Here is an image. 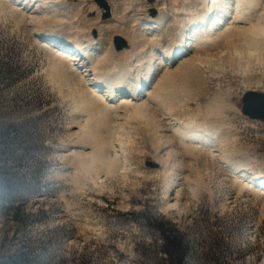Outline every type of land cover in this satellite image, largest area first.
I'll list each match as a JSON object with an SVG mask.
<instances>
[{
	"label": "rangeland",
	"instance_id": "374dc122",
	"mask_svg": "<svg viewBox=\"0 0 264 264\" xmlns=\"http://www.w3.org/2000/svg\"><path fill=\"white\" fill-rule=\"evenodd\" d=\"M62 1L73 13L79 3L86 10L76 16L79 21L101 10L112 17L117 6L131 22L133 15L138 19L159 6V0ZM3 2L0 264H163L167 256L156 221L168 222L184 235L189 264H264V196L250 188L241 191L221 175L212 157L204 156L203 172H193L188 183L175 181L171 192L181 190V207H171L167 187L173 182L157 162L161 136L151 131L148 118L123 112L116 121L121 124L101 135L111 140L107 149L122 166L120 173L127 164V176L107 174L105 167L84 171L72 152L80 149L73 145L88 114L73 91V76L70 81L59 77L66 73L57 71L52 46L37 36L40 24ZM168 2L172 12L173 2ZM119 38H114L115 46ZM255 41L222 40L213 59L201 66L181 67L179 57L174 62L179 75L167 92L185 114L223 124L231 146L264 163V121L242 111L247 89L264 93V49H257L264 47V39Z\"/></svg>",
	"mask_w": 264,
	"mask_h": 264
},
{
	"label": "bare ground",
	"instance_id": "6f19581e",
	"mask_svg": "<svg viewBox=\"0 0 264 264\" xmlns=\"http://www.w3.org/2000/svg\"><path fill=\"white\" fill-rule=\"evenodd\" d=\"M3 1V4L13 3L20 14L40 24L36 28L37 36L45 38V45L52 46L57 71L66 73L59 77L70 81L73 76V91L81 97L82 108L88 114L86 124H79L81 134L78 143L73 145L80 149L72 152L84 171L105 167L107 174L120 173L122 166L107 149L111 140L103 139L101 135L111 132L114 124H121L116 121L124 117L121 116L123 112H131L148 118L151 131L160 133L162 141L157 146L160 161L157 162L164 165L165 179L170 184L173 182L167 187L171 207H181L180 199L177 200L182 197L181 190L176 195L171 192L175 181L180 179L188 183L193 172H203L200 161L204 156L213 158L218 171L229 183L241 191L250 188L257 195L264 196V163L252 160L231 146L223 124L185 114L182 111L184 106L180 109L167 92L179 75L180 67L174 64L179 57L181 67L203 65L213 59L222 40L236 42L245 37L258 43V39H264V0H172V12L168 0H159L156 10H146L145 15L138 18L142 19L141 22L134 15L131 22H127L123 10H118L117 6L112 17L101 10L95 17L87 16L79 21L76 16L86 11L81 9L80 3L75 14L71 11L72 6H64L62 0ZM261 3L263 12L258 9ZM94 8L95 5L91 10ZM52 36L63 42H56ZM115 37L122 38L127 45L119 49L113 42ZM185 39L188 40L186 44ZM262 47L257 49L263 51ZM71 50L75 52L71 53ZM165 54H172L173 60L163 59ZM141 85L142 90L137 94ZM250 91L257 89H247ZM90 147L92 151H89ZM188 153L195 157L189 159ZM127 169L126 164L121 172L124 176H127Z\"/></svg>",
	"mask_w": 264,
	"mask_h": 264
},
{
	"label": "trees",
	"instance_id": "16d2710c",
	"mask_svg": "<svg viewBox=\"0 0 264 264\" xmlns=\"http://www.w3.org/2000/svg\"><path fill=\"white\" fill-rule=\"evenodd\" d=\"M156 227L163 237L166 258L163 264H189V248L184 235L168 222L156 221Z\"/></svg>",
	"mask_w": 264,
	"mask_h": 264
},
{
	"label": "water",
	"instance_id": "95a60500",
	"mask_svg": "<svg viewBox=\"0 0 264 264\" xmlns=\"http://www.w3.org/2000/svg\"><path fill=\"white\" fill-rule=\"evenodd\" d=\"M120 42L117 47L123 48L126 46V41L119 38ZM242 111L246 116L254 120L264 121V93L263 92H249L243 98Z\"/></svg>",
	"mask_w": 264,
	"mask_h": 264
}]
</instances>
